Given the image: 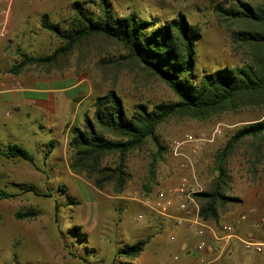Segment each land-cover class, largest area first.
<instances>
[{
  "label": "rangeland",
  "instance_id": "obj_1",
  "mask_svg": "<svg viewBox=\"0 0 264 264\" xmlns=\"http://www.w3.org/2000/svg\"><path fill=\"white\" fill-rule=\"evenodd\" d=\"M99 1L15 0L20 5L17 17L21 31L13 41L17 43L19 60L21 53L44 57L61 46L52 33L41 27L42 16L66 28L73 15L72 3H82L94 16ZM110 1L118 16L134 12L140 19L152 18L161 23L181 14L189 24L198 27L201 31L195 45L198 74L217 67L239 66L243 61L231 50L229 35L218 27L213 12L215 5L233 0ZM125 54L121 46L95 38L51 65L30 64L12 74H25L36 81L51 83L53 89H62L51 92L50 115L34 109L28 116L22 111L20 116L6 117L8 107L0 103V147L15 144L35 164L0 157V190L13 195L0 200V264H175L173 258L182 255L174 246L179 228L155 217L143 205L175 177L168 155L171 143L185 134L209 136L219 126L221 134L204 146L195 166V179L205 192L217 175L216 153L239 128L264 118V112L259 110L224 113L207 122L172 118L160 125L155 134L163 150L159 151L154 175L150 176L148 171L158 154L148 139L126 157L127 178L118 192L113 185L98 188L92 179L70 170L68 148L70 129L82 126L86 117L93 118L94 100L114 91L129 114L137 105L151 109L159 103L176 101L162 82L131 62H109L119 61ZM28 98L45 100V95ZM28 106L24 104L22 108ZM21 122L22 127L18 125ZM36 122L42 127L49 124L51 132L38 129ZM50 141L53 148L48 145ZM48 150L51 152L47 156ZM104 162L113 168L117 155L107 156ZM226 175L225 196L236 201L229 202L220 212L219 221L230 223L245 215L246 236L254 239L256 232H264V138L240 143L226 163ZM30 185L36 194L23 190ZM29 210L37 211V217L15 219V213ZM138 214L143 216L140 222L135 220ZM170 236L175 240L170 241ZM145 239L149 242L135 260L121 257V248ZM239 263L264 264V252L258 255L253 249L241 251Z\"/></svg>",
  "mask_w": 264,
  "mask_h": 264
},
{
  "label": "trees",
  "instance_id": "obj_2",
  "mask_svg": "<svg viewBox=\"0 0 264 264\" xmlns=\"http://www.w3.org/2000/svg\"><path fill=\"white\" fill-rule=\"evenodd\" d=\"M81 4H71L73 15L66 28L51 23L46 15L42 16L41 27L52 33L61 46L44 57L21 53L19 62L8 72L17 74L30 64L51 65L80 44L100 38L126 51L119 61L109 62H131L162 82L176 101L159 103L151 109L137 105L129 114L114 91L98 96L92 104L93 118L86 117L82 126L70 129L69 168L74 174H84L98 188L113 185L118 192L127 178L126 157L148 139L158 154L153 157L148 171L150 176L154 175L159 151L163 150L155 134L168 120L187 118L207 122L224 113L264 112V0H233L214 6L218 27L228 33L231 50L243 61L239 66L217 67L200 74L195 63V45L201 38V31L189 24L183 15L161 23L152 18L140 19L134 12L118 16L112 11L110 0H100L98 12L92 16ZM261 138H264V118L239 128L216 153L215 180L208 191L194 195L202 221L219 226L220 212L229 202L236 201L225 196L226 163L240 143ZM48 145L54 147L51 141ZM50 152L48 150L46 155ZM109 155H117L113 168L104 162ZM0 157L20 159L35 166L33 158L15 144L0 147ZM23 190L36 194L31 185ZM11 197L13 195L0 190V200ZM37 215V211L29 210L17 212L14 217L17 220L33 219ZM148 242L149 239H145L121 248V257L135 260Z\"/></svg>",
  "mask_w": 264,
  "mask_h": 264
},
{
  "label": "built area",
  "instance_id": "obj_3",
  "mask_svg": "<svg viewBox=\"0 0 264 264\" xmlns=\"http://www.w3.org/2000/svg\"><path fill=\"white\" fill-rule=\"evenodd\" d=\"M14 1L0 0V44L8 35L9 16ZM220 134L219 126H216L209 136L185 134L173 141L168 149V155L173 162L176 183L158 189L153 196L143 202L144 207L155 217L168 219L180 228H193L194 235L198 237L204 233L203 229L209 231L212 240L200 239L195 246L194 253L199 264H211L230 255L232 239L238 240L245 249H253L257 253L264 251V245L242 240L234 235L235 227L245 220V215L237 217L232 224L223 225L221 233H215L199 218V207L194 195L202 192V188L194 176L195 166L200 151ZM135 220L140 222L143 216L138 214ZM169 239L174 241L175 237L170 236ZM173 261H178V257L175 256Z\"/></svg>",
  "mask_w": 264,
  "mask_h": 264
},
{
  "label": "crops",
  "instance_id": "obj_4",
  "mask_svg": "<svg viewBox=\"0 0 264 264\" xmlns=\"http://www.w3.org/2000/svg\"><path fill=\"white\" fill-rule=\"evenodd\" d=\"M18 1V0H17ZM18 7H20L18 2L13 3L10 11L9 22H8V35L0 44V103L8 107L6 111V117H10L12 114L15 116H20L22 111H25V115H29V111H33L34 109L38 110L40 113L50 115L51 114V92L59 91L62 89H53L51 88V83H44L40 81H36L25 74L12 75L8 72L10 67L19 61L18 52L16 51L17 43H14L13 39L18 37L19 32L21 31L18 23ZM17 52V53H16ZM41 85V86H37ZM53 89V90H52ZM39 95H45L44 99H30L29 97ZM7 101V102H6ZM24 104H30L28 108L23 109ZM37 128L44 130H48L51 132V126L48 124L43 126L40 122H36ZM20 127L23 126V123L18 124ZM196 136V135H195ZM171 171H173L172 165H170ZM176 176L170 181L166 183L165 186L173 185L176 183ZM160 218V217H159ZM165 222L170 223L175 226L172 221L168 219H164ZM233 222L221 223L219 221V226H215L212 222H206V225L210 227L215 233H221L222 226L225 224H232ZM245 226L247 227V223L244 220L240 225L236 226L234 229V235L242 240H249L257 244L264 245V232L258 233L256 232L255 238H250L246 235ZM177 227V226H175ZM179 228V233L177 236V241L174 244L175 249L180 251L182 255H176L178 257V261L175 264H199L197 260V256L195 255V246L200 239H205L207 241L212 240L211 235L208 230L203 229V234L198 237L194 235V230L188 229L186 227H177ZM232 244V252L227 257H224L218 261L212 262L211 264H240L241 260V251H246L249 249H245L236 239L231 240ZM255 252V251H254ZM264 251L256 254H262ZM178 262V263H177Z\"/></svg>",
  "mask_w": 264,
  "mask_h": 264
}]
</instances>
